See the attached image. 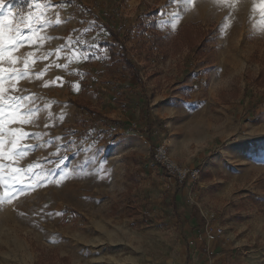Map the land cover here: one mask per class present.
<instances>
[{
  "label": "rangeland",
  "instance_id": "374dc122",
  "mask_svg": "<svg viewBox=\"0 0 264 264\" xmlns=\"http://www.w3.org/2000/svg\"><path fill=\"white\" fill-rule=\"evenodd\" d=\"M84 1L0 7V264H264V0H103L130 9L117 18L139 72L111 65ZM187 25L210 46L171 47ZM159 143L200 178L177 185Z\"/></svg>",
  "mask_w": 264,
  "mask_h": 264
},
{
  "label": "trees",
  "instance_id": "16d2710c",
  "mask_svg": "<svg viewBox=\"0 0 264 264\" xmlns=\"http://www.w3.org/2000/svg\"><path fill=\"white\" fill-rule=\"evenodd\" d=\"M113 13H105L104 19H103V27L104 31L102 32L103 38L106 40L101 43V46L106 47L109 49L110 52V63L111 65H115L116 63L125 65V68L128 71L134 72L140 71V67L137 63H135L133 60L127 58V48L124 44V40L120 34L119 28H126L129 27V24L125 22L123 19L117 18V11L118 8H114ZM158 15V12H151L148 14L149 17L156 18ZM151 26L155 32L156 29V21L151 22ZM199 30V31H196ZM135 28H128V39L130 40L131 32H133ZM130 32V33H129ZM154 40V46L158 45V36L155 35ZM169 40V44H171V47L177 48L178 51H181L184 47L188 48L191 52L192 50H195L197 53L202 52V50L208 48L212 42V32H205L203 29L196 28L194 26H182L173 36V39L171 40L170 37H167ZM111 41V42H110ZM164 59H167L169 57L168 52H163ZM259 63L261 64V71L258 74V76L255 79V84L258 88H261L264 90V58L259 60ZM78 108L83 109L84 111H87L91 115V120H94L96 122L103 119L101 114L97 111L92 109L89 106L86 105H80ZM149 109H146V117L150 120V114ZM156 128L163 129V121L160 118H154L151 121L148 122L147 126L145 127L144 134L147 136V138L150 140V142L154 143V133L157 132ZM181 214L182 218L185 222H188L189 220V214ZM188 264L190 262L188 261Z\"/></svg>",
  "mask_w": 264,
  "mask_h": 264
},
{
  "label": "built area",
  "instance_id": "2783aa9c",
  "mask_svg": "<svg viewBox=\"0 0 264 264\" xmlns=\"http://www.w3.org/2000/svg\"><path fill=\"white\" fill-rule=\"evenodd\" d=\"M133 127L138 129L135 123ZM142 136H144L143 133ZM153 151L156 162L167 172L170 178L174 179L177 185L182 186L190 180H198L200 178L201 170L199 168H184L176 164L170 157L165 143L156 144ZM205 220L207 240L212 243L219 241L220 238L224 236V230L220 225L214 223L216 217L212 214L208 218H205ZM207 251L210 252L211 255L214 254L210 248H208Z\"/></svg>",
  "mask_w": 264,
  "mask_h": 264
},
{
  "label": "crops",
  "instance_id": "0c3cea01",
  "mask_svg": "<svg viewBox=\"0 0 264 264\" xmlns=\"http://www.w3.org/2000/svg\"><path fill=\"white\" fill-rule=\"evenodd\" d=\"M84 0H82V2H83ZM86 1H88V2H86ZM86 1H84V4L83 5H85L86 7H87V9L88 10H85L86 12L87 11H89V16L91 15V16H93L92 17V19L93 20H95V22L96 23H94V22H92V26L94 27V31H96L95 33L96 34H100V36H103V34H102V32L104 31V27H103V22L101 23L100 21H103V19H104V14L105 13H107V12H109V13H113L114 12V6H106L105 4H104V2H103V0H86ZM88 7H90V8H88ZM130 9H125V10H120V9H118V11H117V13L119 12V13H123V12H125V13H128L127 15H123L124 16V19H127V18H130L131 19V17H132V15L130 14ZM122 15V14H121ZM121 15L120 16H118L119 18L121 17ZM89 18V17H88ZM91 19V18H90ZM98 20H100V21H98ZM133 20V22H131V24L132 25H134L136 22L135 21H137L138 20V18H133L132 19ZM86 22V21H85ZM86 24V23H85ZM83 25H84V23H83ZM119 31H120V33L122 32V30L119 28ZM101 41H103L102 39H101ZM100 42V41H99ZM111 42V41H110ZM72 52L74 53L73 55H70L69 57H68V60L70 61V62H72L71 64H72V68L71 69H73L74 70V72L75 71H77V69H79L80 68V66H81V59L82 60H84V57H85V54H83V55H80L79 54V52H77V51H75L74 52V50L72 49ZM110 53V52H109ZM79 56V58L78 57H75L74 58V56ZM110 55V54H109ZM75 59L76 60H78V63H77V61H75ZM110 59V58H109ZM75 63V65H73ZM213 248L214 249H216L217 247H216V245H214L213 246ZM211 249V248H210ZM199 259V261L201 260L200 258H198ZM191 264V263H190ZM194 264H198V263H194Z\"/></svg>",
  "mask_w": 264,
  "mask_h": 264
},
{
  "label": "snow or ice",
  "instance_id": "6c2138e0",
  "mask_svg": "<svg viewBox=\"0 0 264 264\" xmlns=\"http://www.w3.org/2000/svg\"><path fill=\"white\" fill-rule=\"evenodd\" d=\"M3 0H0V7H3ZM11 14V13H9ZM6 18V17H5ZM9 32H11V28L8 29ZM2 38H3V32H2V25H0V41H2ZM4 71V69H0V72ZM21 99H23L21 97Z\"/></svg>",
  "mask_w": 264,
  "mask_h": 264
}]
</instances>
